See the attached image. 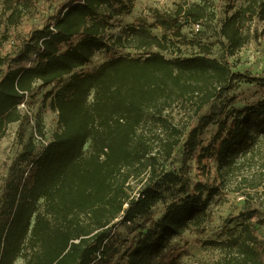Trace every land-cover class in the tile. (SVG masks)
<instances>
[{"label": "trees", "instance_id": "1", "mask_svg": "<svg viewBox=\"0 0 264 264\" xmlns=\"http://www.w3.org/2000/svg\"><path fill=\"white\" fill-rule=\"evenodd\" d=\"M25 1L5 0L10 19L18 18L16 5ZM56 1L42 25L14 36L16 53L0 52V140L9 124L20 122L23 145L0 189V264L20 258L24 264H171L169 240L200 229L222 188L240 179L237 189L248 194L249 184H264V172L258 180L246 178L264 144V98L243 108L216 103L246 77L228 57L253 38V23L264 21V0H244L224 19L217 36L225 58L212 56L206 45L190 56L164 53L184 36V27L205 23V4L185 2L167 13L153 9L154 24L170 37L153 33L145 20L111 33L112 20L129 12L132 0ZM227 6L233 10L236 0ZM119 47L143 54L77 70L98 50ZM36 82L55 85L49 95L59 124L38 155L33 134L26 136L30 116L19 107ZM176 109L198 118L184 143L185 164L196 154L199 161L215 158L219 184L199 182L189 192L182 172L158 169L156 146L170 157L182 142ZM41 122L38 117L35 132L43 140ZM216 122L215 136L202 145L200 135ZM148 168L147 182L133 195L131 181ZM173 185L185 195L155 220L152 207ZM253 198L227 219L236 223L227 225L222 239L207 241L221 250L217 264H264V238L257 231V224L264 226V201ZM125 223H133L138 236L122 249L116 228Z\"/></svg>", "mask_w": 264, "mask_h": 264}, {"label": "rangeland", "instance_id": "2", "mask_svg": "<svg viewBox=\"0 0 264 264\" xmlns=\"http://www.w3.org/2000/svg\"><path fill=\"white\" fill-rule=\"evenodd\" d=\"M132 8L129 12H123L112 20L113 27L110 32L118 34L131 24H136L140 20H145L153 33L162 36L166 31L159 25L154 24L153 9H158L162 13L175 10L181 3H201L208 8L209 15L205 23L196 27L194 24L183 28L184 36L176 39V46L171 47L164 52L168 57L174 55L190 56L200 51L201 45L211 46V55L219 58H225V54L220 49L218 43L217 30L227 15L232 14L239 8L244 0H236V6L233 10L228 9V0H132ZM17 6L16 14L18 18L12 20L9 18L12 10L6 6L5 0H0V52L2 54H14L19 48V44L14 40V36L22 34L27 36L34 25H42L50 14L57 7L56 0H26ZM254 30L253 38L243 46L233 56L228 57V61L234 71L244 73L245 78L235 80L230 91L224 99L216 101L218 104L227 103L228 108H243L247 105L257 103L264 98V21L256 20L252 25ZM173 37L170 31L166 32ZM140 55L143 54L132 47L114 48L107 50L102 48L93 56L92 61L77 70H95L104 61L119 55ZM55 89V85L42 87L40 82H36L33 90L27 94L24 105H20L21 112L30 116L29 122H26V136H34L37 148L35 155L42 149L45 141L50 140L53 134L59 129L58 113L52 106L53 96L50 91ZM174 111L176 122L180 121L183 125V137L181 144L172 152L170 157L164 155L163 150L158 146L153 152L158 159V169L161 171L182 172L185 175L189 192L199 183L208 185H217L220 178L217 175V163L215 158L206 157L202 161L198 160L197 154L191 156L185 164V146L184 143L188 137V130L191 124L197 123V115L178 113ZM208 107L204 113L208 112ZM42 119V129L44 132L43 140L35 132L36 120ZM20 122H14L8 125L6 135L0 140V189L3 186L5 178L9 174L10 167L16 157L23 150V145L19 142ZM218 129V123L208 126L200 135L202 145H207L215 136ZM264 142V140H263ZM254 156L253 165L249 169L246 178L249 180H258L261 178L260 166L264 164V144ZM184 163V164H183ZM148 169L135 177L131 181V193L135 195L138 190L147 182ZM243 179V177H242ZM264 179V178H263ZM238 181L231 182L229 187L221 189L220 193L215 195L207 210V218L200 229L191 227L184 233L172 236L168 243L169 260L173 259L171 264H217L221 255V250L207 244L209 240H218L224 237L227 225V219L237 215L243 208L244 201L249 195L254 196V200L264 201V184L258 188L246 189L248 194H243V190L237 189ZM168 187V186H167ZM179 185H173L166 188L161 199L152 207L151 213L154 219H159L168 204L179 200L185 194L179 192ZM257 220V218H255ZM136 227L133 223L119 224L116 233L122 240V249L129 247L137 238ZM259 235L264 238V226L257 224ZM15 264H24L23 259H18Z\"/></svg>", "mask_w": 264, "mask_h": 264}, {"label": "built area", "instance_id": "3", "mask_svg": "<svg viewBox=\"0 0 264 264\" xmlns=\"http://www.w3.org/2000/svg\"><path fill=\"white\" fill-rule=\"evenodd\" d=\"M196 27H199V24H194ZM21 105H24V103H22Z\"/></svg>", "mask_w": 264, "mask_h": 264}]
</instances>
